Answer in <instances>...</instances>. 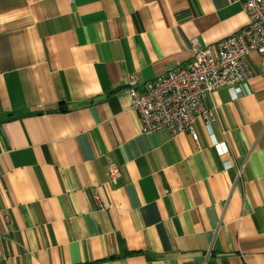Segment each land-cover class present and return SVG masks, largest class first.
I'll return each mask as SVG.
<instances>
[{
    "label": "crops",
    "instance_id": "obj_1",
    "mask_svg": "<svg viewBox=\"0 0 264 264\" xmlns=\"http://www.w3.org/2000/svg\"><path fill=\"white\" fill-rule=\"evenodd\" d=\"M244 2L0 0V264H264V56L198 142L144 134L125 91L237 34Z\"/></svg>",
    "mask_w": 264,
    "mask_h": 264
},
{
    "label": "built area",
    "instance_id": "obj_2",
    "mask_svg": "<svg viewBox=\"0 0 264 264\" xmlns=\"http://www.w3.org/2000/svg\"><path fill=\"white\" fill-rule=\"evenodd\" d=\"M243 7L249 15L248 25L217 42L215 48H199L189 64L169 68L142 86L137 85L134 76L129 78L125 91L132 98V109L138 115L144 134L187 133L198 142L195 122L199 118H203L212 134L211 124L216 116L214 109L206 106L208 96L227 90L239 97L241 85L255 74L249 54L255 51L264 56V0H245ZM213 146L220 154L229 151L227 145L217 139H213ZM117 172L114 168L113 173ZM3 216L0 237L5 235L3 222L11 221L8 215Z\"/></svg>",
    "mask_w": 264,
    "mask_h": 264
}]
</instances>
